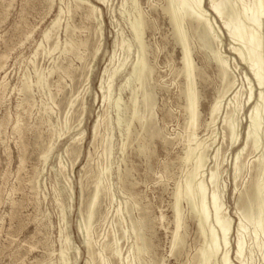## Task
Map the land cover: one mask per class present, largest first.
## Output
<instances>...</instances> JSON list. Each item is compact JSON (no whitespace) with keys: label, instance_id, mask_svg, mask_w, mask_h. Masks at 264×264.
Segmentation results:
<instances>
[{"label":"rangeland","instance_id":"obj_1","mask_svg":"<svg viewBox=\"0 0 264 264\" xmlns=\"http://www.w3.org/2000/svg\"><path fill=\"white\" fill-rule=\"evenodd\" d=\"M79 2L0 0V264H63V248L66 264H201L199 249L208 241L185 198L180 201L183 240L171 249L175 191L185 183L193 161L184 160L189 128L182 46L164 9L167 0ZM233 2L238 10L240 2ZM92 4L97 10H91ZM201 5L214 27L211 44L202 48L186 24L199 71L195 136L206 144L202 173L196 178L204 180L210 194V172L217 166L216 189L231 219V262L264 264V232L255 240L238 202L243 185L258 179L264 197V166L259 172L256 165L264 158V100L259 143L253 146L246 131L260 86L251 68L230 50L240 43L229 36L223 19L209 0ZM139 14L146 20L142 42L152 68L147 82L153 93L154 136L136 118L149 116L132 74L140 54L133 33ZM57 15V27H52ZM68 42L73 45L70 50L65 49ZM215 53L226 59L234 80L221 97L224 81ZM217 100L220 110L210 123V108ZM227 111H232L235 140L223 121ZM241 146V167L235 172L234 158ZM99 178L103 190L90 222L88 247L83 227ZM208 221L207 232L214 222L211 215ZM136 222L142 229H132ZM239 222L247 229L244 262L235 255ZM138 232L147 246L140 254ZM218 239L219 251L211 264H220L225 250Z\"/></svg>","mask_w":264,"mask_h":264},{"label":"bare ground","instance_id":"obj_2","mask_svg":"<svg viewBox=\"0 0 264 264\" xmlns=\"http://www.w3.org/2000/svg\"><path fill=\"white\" fill-rule=\"evenodd\" d=\"M79 1L81 2L82 0ZM102 1L103 0H99L100 3ZM201 1L202 0H167V5L164 8L168 12L170 20L173 24L175 39L182 46L181 71L183 73V77L185 81V88L183 92L186 98L185 110L187 111V115H188V128H189L188 131L189 134L187 138L188 145L184 160L188 161L192 159L193 161L191 168L187 171L185 175V183L183 185L181 183V186L178 189L176 188L177 190L175 191V199L173 204L174 228H173V235L171 241V249L172 250L176 249L177 246L181 244L183 240V235L181 234L182 232H180V229L183 225V217L181 213L180 201L183 198H185L187 203L189 204L191 214L198 219L199 232L203 236V239L206 238L205 241L206 240L208 241L206 242L208 244L203 245L199 249L198 258L200 263L211 264L210 262L211 259H213L212 257L216 258V255L218 254L219 251V244L217 243V239L219 238L218 240L220 241L222 240V245L225 248V250L220 255V264H233L231 262V259L229 258L230 256H229V247H228L229 244L228 233L231 226V219L229 218L230 216H227L228 214H226L225 211H223L221 207V198L219 192H217L216 189V185H217L216 182L218 175L217 166L213 167L210 172L209 180L213 186L212 192H210V194L208 195L206 194L207 187L203 182L204 180H202L200 177L196 178L197 175L199 174L201 175L202 173V168L206 156L205 154L206 144L203 140L197 139L196 138L197 136H195L197 132L196 127L199 125V124L197 125L198 123L197 120L199 118L198 102H200V100H199V93L196 88L197 87L196 76L197 74H199V71L196 70V66L192 59L190 35L187 31L186 24L187 23L190 24L193 30V34L200 41V45L202 48H206L211 44V40L213 41L214 39L212 38L213 36H211L212 35L211 28L213 27V25L211 26V23L207 18L206 9L204 10V8L202 7ZM234 2L233 0H219V1L209 0V4L217 12L219 17L223 19V22L227 25V31H228L227 33L229 34V36L232 39H234V41L236 40L235 42L240 43L239 48L232 46L230 50H233L235 54L239 56L241 60L251 68L255 76V79L257 80V83L260 86L259 90L261 89L255 105H253L251 108L249 114L248 131H246L253 146H256L259 143L258 134L262 128L261 123L263 120L261 109L263 107V100H264V91L262 89V85L264 84V0H249L248 2H245V0H236V2H240V8L238 10H235ZM91 10L92 11L97 10V6L92 4ZM137 17H138L137 21L133 25V33L136 41L140 44V54L139 57H137L138 59L135 65L133 66L132 74L135 77V79L138 81V88H140L142 93L144 110L148 111L149 116L148 118H145V115L142 114L141 116L136 115L137 116L136 118L140 121L143 128L145 129L150 128L149 134L150 136H154L157 133V131L150 124L152 118L153 93L152 90L148 88V82H147L148 75L151 73L152 68L147 64L145 60V56H144L145 47L142 42V32L146 20L144 21V18L141 16V14H139V16ZM57 22H58V15L53 19L52 27L56 26ZM49 31L50 29L44 32L45 38L49 37ZM72 46H73L72 43L68 42L65 49L70 50L72 49ZM213 59L216 61L220 76L224 81V87L221 91V94L219 93L220 95L219 97H221L234 84V80L230 75L229 72L230 70H228V64L226 59L220 56V54L218 53H215L213 55ZM119 65H120L119 67L113 70L114 72L110 76L111 78L121 69L123 63ZM129 81L130 79H127L126 83H128ZM111 82L112 79H110L108 82L109 88L111 86ZM25 87L27 88L28 85L26 84ZM234 97H237L236 94L234 95ZM221 100H217L210 108V123H212L215 120L217 114L219 113ZM116 105L117 106L119 105L118 100L116 101ZM231 112L232 111H227V114L226 116H224L223 121H225V126L227 127L229 133L232 135V137L230 138L234 139L235 136L233 134H234L235 125L232 122L233 119L231 120V116H232ZM97 126H98V121H95L93 124V129L95 130ZM95 132H97V129L95 130ZM241 147L242 148L236 153V156L234 158L235 172H237L241 167L240 154L242 150L245 148V146H241ZM217 154L218 153L216 152L215 153L216 159H217ZM46 157H47V151L43 154V158L45 159ZM256 162H257L256 165L258 171L260 172L264 166V158L259 157ZM259 180L260 179L248 184L246 182L247 185H243L244 188L238 195L239 205L244 210L242 212V217L244 218V220L248 221L252 225L253 228L252 234L254 233L255 240H257V237H259L258 235L260 234V232H264V221H263L264 217L262 218V210L264 208V197L262 196L263 183L260 182ZM102 190H103V186L101 185V180L99 178V180L95 184L94 191L89 202L86 222L83 227L84 238H85L84 240L88 247L91 245L90 222L93 219L94 209L96 204L98 203L99 194ZM210 215L214 219V222L212 227L210 226L211 227L210 230L207 232L206 230H204L205 228L204 225L207 224V222H209L208 220L210 218ZM216 228L217 231L215 230ZM237 228H238V235L236 240L235 255L239 261L244 262L243 260L244 257L242 258V256L245 255V254L243 255L244 244L246 245L244 240V235L247 232V229L244 227V224L242 222H239ZM132 229L137 231L142 229V223H137V222L133 223ZM262 235H264V233H262ZM138 238L140 240L142 239V242H139L137 245V252L140 254L147 249V246L144 243V239L139 232H138ZM260 240H262V238H260ZM259 241L258 243H260ZM260 246L262 245L260 244ZM64 253H65V249L63 248L61 249L60 254L63 259V264H66V262L64 261ZM101 262L104 261L101 259Z\"/></svg>","mask_w":264,"mask_h":264}]
</instances>
